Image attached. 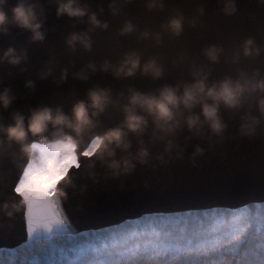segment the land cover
I'll return each instance as SVG.
<instances>
[{
  "label": "clouds",
  "instance_id": "obj_1",
  "mask_svg": "<svg viewBox=\"0 0 264 264\" xmlns=\"http://www.w3.org/2000/svg\"><path fill=\"white\" fill-rule=\"evenodd\" d=\"M55 2L57 16L87 17L89 24L88 29L72 31L65 37L67 47L75 51L79 45L91 50L90 33L95 28L107 29L109 21L101 20L98 12L90 10V5L81 0ZM133 2L108 0V8L113 15H119L124 5ZM189 3L190 10L181 5V0H142L148 12L166 13L164 18L153 26L125 16L117 29L119 35L135 34L137 41H149L157 48L164 45L167 37L173 42L171 47L147 57L132 48L117 61L106 58L100 64L102 71H111L117 78L139 72L159 79L168 67L178 77L175 83H164L156 91L129 87L127 102L122 105L123 119L100 132L93 131L99 124L98 117L114 102L111 89L106 87L89 88L87 98L77 99L70 113L62 106L48 104L31 108L27 114L14 111L9 122L0 119V158L27 163L38 151L34 145L48 151L62 147L78 156L89 151L87 172L95 181L99 175L97 166L103 169L105 178L115 179L133 174L140 166H166L183 160L186 154L195 165L224 141L233 122L238 136H264V14L249 13L246 25L232 26L223 21L237 15L239 0H189ZM256 3L264 7V0ZM45 20L39 0H0V34L7 35L12 28L22 29L28 33L29 43L43 42ZM186 32L187 38L177 40ZM28 58L26 46L17 48L9 44L0 49V64L6 61L22 65ZM53 63L54 59L46 62L41 78L53 73ZM96 68V63L89 61L74 75L86 80L88 70ZM20 70L26 71V66ZM67 78L68 68L62 67L57 82ZM25 84L31 88L34 81L28 79ZM15 98L11 87L4 86L0 89V108L8 109ZM197 106L198 112L194 111ZM150 122L152 132L145 141L143 136ZM129 133L138 137L135 148ZM181 137L196 141L190 153ZM71 172L68 170L55 188L59 201L66 200L69 189L77 187ZM27 203L24 195L13 201H0V212L11 219L26 209Z\"/></svg>",
  "mask_w": 264,
  "mask_h": 264
},
{
  "label": "water",
  "instance_id": "obj_2",
  "mask_svg": "<svg viewBox=\"0 0 264 264\" xmlns=\"http://www.w3.org/2000/svg\"><path fill=\"white\" fill-rule=\"evenodd\" d=\"M39 2L43 5L46 16L44 23L46 39L43 42L29 43L28 33L22 29L12 28L9 34H0V49L6 48L9 44H15L17 48L26 46L29 57L22 65L14 66L6 61L0 64V89L9 86L16 97L8 109L0 108V119L6 123L10 121V114L14 111L19 110L27 114L31 108L45 104L53 107L62 106L65 112L70 113L71 106L77 99L87 98L89 88L100 86L111 89L114 101L98 117L99 124L93 131L100 132L119 124L123 119L122 105L127 102L129 87L141 91H156L164 83L177 81L178 77L168 67L159 79L141 75L139 72L131 77L117 78L111 71L105 72L100 69L104 59L115 62L125 51L132 48L139 50L144 57L156 52H166L173 43L169 42L167 37L164 45L157 48L149 41H137L135 34L121 36L117 31L123 24L125 16H132L140 24L158 26L166 13L148 12L143 7L142 0H134L133 3L123 6L121 14L113 15L108 8V0H81L82 3L90 5V10L97 11L101 20H108L109 27L92 30L91 50H85L78 45L76 50L72 51L65 44V37L72 31L88 29L87 17L57 16L55 0ZM181 5L190 10L189 0H181ZM239 5L240 11L237 15L224 19V23L243 26L248 23L249 13L257 16L264 14V7L258 5L256 0H239ZM98 6L102 7L103 11H100ZM187 36L188 32L177 40H183ZM50 59H54L53 73L41 78L40 72ZM89 61L96 63V70L89 69L86 80L75 76L74 73L79 72ZM25 66L26 71H21V67ZM62 67L68 68V78L58 83ZM28 79L34 81L31 88L25 84ZM194 111L198 112L199 106ZM151 132L150 122L149 130L143 136L145 141ZM129 137L135 148L138 137L132 133H129ZM181 143H187V152L190 153L196 141H185L181 137ZM262 152L264 136H238L233 122L224 141L201 157L195 165L186 154L183 160L173 161L166 166H140L133 174L115 179L105 178L102 175L103 169L97 166L96 171L99 175L93 181L87 172V161L90 158L82 155L80 156L82 167L71 172L76 179L77 187L69 189L67 199H60V202L69 221L79 231L109 227L149 213H179L215 208L236 210L246 204L261 202L259 192L252 190L253 185L259 186L260 179L249 175V170L258 164ZM25 165L24 160L14 163L0 158V201H13L19 198V194L13 191V185ZM203 186L241 188L243 195L199 197L187 194ZM25 212L26 209H23L11 219L0 212V233L9 235L8 243L13 246L22 244L27 239ZM2 242L4 241L0 240V243Z\"/></svg>",
  "mask_w": 264,
  "mask_h": 264
},
{
  "label": "snow or ice",
  "instance_id": "obj_3",
  "mask_svg": "<svg viewBox=\"0 0 264 264\" xmlns=\"http://www.w3.org/2000/svg\"><path fill=\"white\" fill-rule=\"evenodd\" d=\"M37 153L23 167L13 191L27 199V239L19 245L8 243L0 233V264H150L156 257L173 253H200L227 247L234 255L229 264H264V212L255 217L250 209H264V152L249 175L260 179V203L236 210L212 209L179 213H149L109 227L76 230L56 199L55 188L68 170L79 169L80 156L65 148L51 151L34 145ZM47 153V154H46ZM90 157L91 153H82ZM199 197H234L241 188L197 187L187 193ZM258 235L260 244L250 253L249 235Z\"/></svg>",
  "mask_w": 264,
  "mask_h": 264
},
{
  "label": "trees",
  "instance_id": "obj_4",
  "mask_svg": "<svg viewBox=\"0 0 264 264\" xmlns=\"http://www.w3.org/2000/svg\"><path fill=\"white\" fill-rule=\"evenodd\" d=\"M211 210H202L200 212ZM258 212H264V209L252 208L248 215L255 217ZM249 240L251 243L248 251L251 253L253 249L258 248L260 239L258 235L250 234ZM242 254L243 250L240 252V255ZM240 255H234L227 247L218 248L216 251H201L200 253L192 254L169 252L156 257L150 264H229L231 261L239 260Z\"/></svg>",
  "mask_w": 264,
  "mask_h": 264
}]
</instances>
